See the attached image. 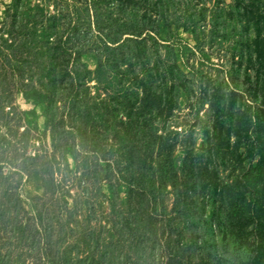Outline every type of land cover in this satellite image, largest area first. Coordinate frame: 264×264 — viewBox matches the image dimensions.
<instances>
[{
  "label": "rangeland",
  "instance_id": "374dc122",
  "mask_svg": "<svg viewBox=\"0 0 264 264\" xmlns=\"http://www.w3.org/2000/svg\"><path fill=\"white\" fill-rule=\"evenodd\" d=\"M0 264H264V0H0Z\"/></svg>",
  "mask_w": 264,
  "mask_h": 264
}]
</instances>
